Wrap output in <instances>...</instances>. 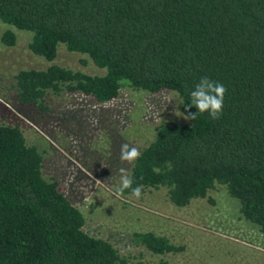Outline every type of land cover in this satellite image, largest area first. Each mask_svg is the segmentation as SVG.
Masks as SVG:
<instances>
[{"label":"trees","instance_id":"obj_1","mask_svg":"<svg viewBox=\"0 0 264 264\" xmlns=\"http://www.w3.org/2000/svg\"><path fill=\"white\" fill-rule=\"evenodd\" d=\"M0 21L31 33L29 50L48 62L63 45L106 70H23L9 104L44 115L51 95L105 104L126 87L177 93L188 123L158 128L134 161L133 187L164 188L187 207L223 186L264 235V0H0ZM1 41L13 47L16 34ZM204 76L227 88L217 120L190 117V92ZM43 168L23 132L0 124V264H136L84 231V215ZM134 242L154 255L184 250L153 232Z\"/></svg>","mask_w":264,"mask_h":264},{"label":"rangeland","instance_id":"obj_2","mask_svg":"<svg viewBox=\"0 0 264 264\" xmlns=\"http://www.w3.org/2000/svg\"><path fill=\"white\" fill-rule=\"evenodd\" d=\"M9 29L16 34L13 47L1 41ZM31 39V33L0 21V124L18 127L40 151L45 176L57 180L60 191L82 212L87 234L108 241L136 264H264V235L242 217L239 201L223 186L187 207L175 206L164 188L145 190L139 199L117 193L118 169L131 171L134 165L121 162V144L141 151L161 125L188 123L177 93L126 87L105 104L76 93L49 96L51 111L44 115L34 107L16 109L9 100L23 70L58 65L106 74L63 45L56 60L48 62L29 50ZM145 232L164 236L184 250L154 255L134 242L136 233Z\"/></svg>","mask_w":264,"mask_h":264},{"label":"clouds","instance_id":"obj_3","mask_svg":"<svg viewBox=\"0 0 264 264\" xmlns=\"http://www.w3.org/2000/svg\"><path fill=\"white\" fill-rule=\"evenodd\" d=\"M227 88L221 82L211 79L210 77H201L195 88L190 92V104L198 109L197 113L192 114L191 119L195 120L200 113H207L213 120H217L223 113L225 95ZM189 116L185 117L187 119ZM140 150L127 142L120 146V160L133 164L140 158ZM133 176L128 168L120 167L118 169V183L116 191L123 195L126 190H131L130 195L139 199L142 195L143 185L133 187Z\"/></svg>","mask_w":264,"mask_h":264}]
</instances>
